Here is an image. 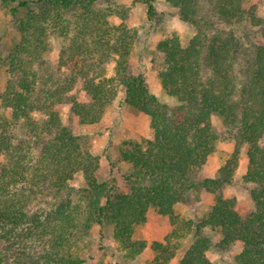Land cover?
I'll use <instances>...</instances> for the list:
<instances>
[{
    "label": "trees",
    "instance_id": "trees-1",
    "mask_svg": "<svg viewBox=\"0 0 264 264\" xmlns=\"http://www.w3.org/2000/svg\"><path fill=\"white\" fill-rule=\"evenodd\" d=\"M96 1L33 0L32 3L57 8L56 24L35 26L0 62L7 74L6 94L26 97L31 111H42L49 103L67 105L81 126L101 121L120 89L127 90L131 85L127 63L134 51V39L130 33H119L92 18L88 5ZM241 1L172 0L171 4L182 14L202 19L214 6L229 7ZM28 4L31 3L22 6ZM145 4L151 22L155 16L152 1ZM78 11L81 14L77 15ZM250 19L253 27L261 24ZM51 35L60 41L59 64L76 65L74 77L64 78L45 60ZM170 52L182 68H168L158 73L157 79L163 90H178L177 104L168 107L148 95L143 113L149 119L152 138L124 144L130 151L121 153V161L131 169L126 181L133 195L134 212L131 216H110L113 241L125 259L139 256L146 245L135 238V230L145 224L149 210H156L168 218L172 231L163 242L151 245L153 259L149 264H169L175 257L186 228L174 213L181 197L165 184L177 186L198 159L209 141L211 116L216 114L234 145L217 172L219 181L233 183L245 150L247 164L242 182L255 187L249 195L254 210L240 216L232 209V202L216 198L201 226L218 227L230 242L255 240L257 248L250 262L264 264V147L260 146L264 135V49L224 32L212 42L192 37L184 46L173 44ZM109 63L113 68L107 76L104 66ZM78 78L85 82L87 103L79 102L71 93ZM50 125L60 144L57 152L48 150L32 129L17 143L0 132V153L8 159L0 172V264H84L88 246L83 239L93 224L101 227L107 216L109 193L102 205L101 185L86 191L80 204L67 201L54 203L42 213H17L16 191L26 183L33 163L56 174L70 162L90 164L94 160L82 153L79 139L63 126L57 114L50 115ZM210 247L207 238L197 239L179 264H213L206 257Z\"/></svg>",
    "mask_w": 264,
    "mask_h": 264
},
{
    "label": "rangeland",
    "instance_id": "rangeland-1",
    "mask_svg": "<svg viewBox=\"0 0 264 264\" xmlns=\"http://www.w3.org/2000/svg\"><path fill=\"white\" fill-rule=\"evenodd\" d=\"M152 1L155 16L150 22L146 16L145 2ZM172 0H97L88 5L92 18L114 27L118 32L130 33L134 39V51L127 63V74L132 78L130 87L120 89L116 100L107 107L98 124L81 126L70 113L67 105L49 103L42 111H31L28 100L20 94H6V70L0 66V132L17 143L32 129L39 134L48 150L57 152L60 144L55 139L50 125V115L57 114L63 126L70 128L79 139L84 154L93 157L90 164L70 162L56 174L41 165L33 163L29 177L19 195L16 211L19 215L42 213L54 203L71 201L81 203L80 197L90 188L101 185V203H106L109 193L107 216L102 226L92 225L83 241L88 246L84 264H149L153 259L151 245L163 242L172 228L166 217L149 210L146 222L135 230V238L145 242L144 251L134 259H125L112 238L110 216L133 215V195L127 184L130 167L121 161V153L130 151L125 143L150 140L152 131L149 119L143 113L148 95L168 107L177 104L178 90L168 91L158 84L157 75L168 68L181 69L182 65L171 56L173 44L184 46L192 37L212 42L224 32H232L242 42L264 49V0H243L229 7L214 6L204 18L182 14L171 4ZM33 0H0V62L6 58L15 44L29 35L35 26L55 25L57 8L52 4H35ZM23 3L28 4L23 7ZM14 11V14H11ZM81 11L77 12V15ZM64 15V19H69ZM251 17L260 21L251 25ZM60 41L55 35L48 38L45 60L64 78L74 77L76 65L69 62L59 64ZM113 64L104 66V74H111ZM85 82L80 78L72 90L79 102L87 103L84 93ZM264 147V135L260 140ZM234 145L226 134L220 117L211 116L208 143L202 148L198 159L177 183H166L168 190L181 197L174 213L181 218L186 228L182 247L169 264H179L186 250L197 239L205 237L211 247L206 257L213 264H251L250 257L257 248L252 239H238L230 242L222 236L216 226H201L204 217L216 198L232 202L231 207L240 216L254 210L250 193L254 186L242 182L246 171L245 150L241 153L238 169L231 185L222 184L217 172L230 157ZM7 156L0 153V172L7 166ZM11 194V193H8Z\"/></svg>",
    "mask_w": 264,
    "mask_h": 264
}]
</instances>
